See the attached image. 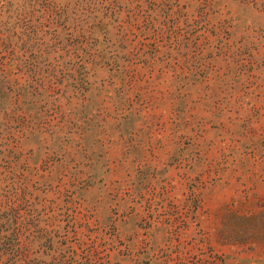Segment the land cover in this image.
<instances>
[{"label":"rangeland","instance_id":"374dc122","mask_svg":"<svg viewBox=\"0 0 264 264\" xmlns=\"http://www.w3.org/2000/svg\"><path fill=\"white\" fill-rule=\"evenodd\" d=\"M60 1L116 28L10 75L35 95L0 102V203L23 175L67 264H264V0Z\"/></svg>","mask_w":264,"mask_h":264},{"label":"trees","instance_id":"16d2710c","mask_svg":"<svg viewBox=\"0 0 264 264\" xmlns=\"http://www.w3.org/2000/svg\"><path fill=\"white\" fill-rule=\"evenodd\" d=\"M114 23L115 18L111 16L73 13L60 0H0V102L6 104L10 94L17 98L30 95L33 85L18 84L10 80V75H30L32 78L39 75L41 63L37 62L38 54H27L33 51L34 45L38 49L42 46L46 34L49 35L48 41L54 42L52 47H57L55 34L59 36L66 28L77 33H95L100 28H116ZM41 28H50V32H41ZM39 33L42 34L41 40H37ZM81 39L83 43L92 40ZM94 47V53H87L84 49L83 57H106L96 49L97 45H91L90 49ZM32 95L29 98L35 94ZM8 180L11 187L4 193L7 199L12 200V205L0 203V264H55L54 261L67 264L63 261L64 256L60 260L53 258L50 235L31 236L39 232L37 228L42 210L27 200L30 196L26 191V179L9 171ZM3 195L0 190V197Z\"/></svg>","mask_w":264,"mask_h":264}]
</instances>
